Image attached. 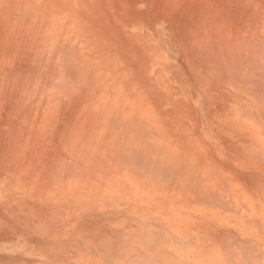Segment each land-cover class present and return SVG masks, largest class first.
<instances>
[{"label":"bare ground","instance_id":"bare-ground-1","mask_svg":"<svg viewBox=\"0 0 264 264\" xmlns=\"http://www.w3.org/2000/svg\"><path fill=\"white\" fill-rule=\"evenodd\" d=\"M160 2L0 0V194L2 193V199L15 204L13 207L8 204V207H12L11 210L4 206L6 214L4 209L0 212L1 226L4 227L6 237L9 234L7 229H11L14 234L28 239L33 246H44V250L51 246L55 248L54 244L59 245L61 242L58 237L72 236L67 243V250L63 247L52 256L53 259L63 262H72V258H80L82 255L85 259H91L92 264H264V146L260 149L257 140H246L248 146L245 148L243 144L244 149L232 144L231 151L234 150L235 165H243L247 171L246 174L239 175L241 184L246 183L250 189H262V192L258 189L255 191H259L256 196L258 199L245 203L236 200L223 203V193L216 190L219 195L213 193V196H216L220 203L212 196L211 191L215 188H210L211 195L208 192L207 195L212 196L210 199L214 198L213 202L210 199L208 201L209 195L201 194L205 197L202 198L203 201L199 200L200 197L192 198L196 192L194 194V191L192 193L189 190L182 193L181 191L185 190H181L180 192L185 194L182 196H186V193L190 195V200L183 201L182 204L177 203L179 207L169 208L165 205L167 203L161 202V198L157 203L146 202L145 210L139 209V205L133 203L136 197L162 193V186H158L161 189L155 187L156 181V184H159L164 178L165 181H161L160 185L170 184L168 187H171L174 182L183 180L189 173L184 164V168L180 166L181 176L185 174L183 179L175 176L180 180L174 181V173L170 171L173 165H181L188 161V158L183 157L182 153V156L178 157L181 161L184 158L187 160L181 163L177 156L173 157V153L167 151L168 147H164L166 150L162 149L163 155L166 153L167 156H164L170 159L167 160L163 155L161 157L167 161L173 157L176 164L174 162L172 165L173 161L169 163L164 159L161 167L159 164L157 166L155 161V168L148 169L153 161H150L147 153H154L155 156L158 149L161 152L162 150L153 143L154 145H151L158 147L157 150L153 146L148 145L151 147L149 148L143 145L144 152H136V142L140 140L145 143L142 139L149 137L145 134L147 131H144L148 123L146 125L142 114L138 121L141 122L142 119L144 125H141V122L140 126L138 121L134 120L139 116L133 115L137 109L132 113L127 111L122 114L124 107L127 109L132 105L129 98V104L126 103L123 108L120 106L121 112L117 110L119 107L116 109L120 101L116 80L119 77L124 78L122 82L128 95L136 94V87L148 91L155 89L157 84L153 85L154 81L151 80L155 76L151 75L156 65L162 67L161 70L157 68L158 72H165V50L169 45L177 49L174 42L182 39V24H189L191 37H186L193 42L192 45L197 49L201 47L205 53V50L211 49L221 57L220 70L223 72L225 69L227 72L218 75L222 81L234 87L236 92L232 99L234 98L235 107H242L240 111L235 112L236 117L246 119L254 129L261 131L258 135H264V0H162V6H159ZM160 7L162 8L158 10ZM130 11L133 12L128 14ZM167 19L172 22V27L173 24L176 25L173 30H169L170 34L167 33L168 28L165 25L168 23ZM152 29L153 31L149 32ZM142 33L143 37L140 36ZM138 39L151 40L158 47L155 53H145L138 46L142 43ZM189 53L191 55L192 52ZM197 53L200 54L198 51ZM217 55H214L216 59ZM111 58L116 61V65L113 63L108 66ZM213 58L210 57L209 61ZM219 58L217 60H220ZM212 61L217 64L219 62ZM201 66L199 73L204 75L217 71L214 66L206 63ZM114 67L117 71H122L118 72L121 76H112ZM209 75L207 79L210 80ZM197 82L209 85L201 79H197ZM107 91L108 94H105ZM138 93L141 94L140 91ZM105 95L112 98L109 101H112L111 105L105 106L106 103H102ZM142 95L145 96L143 93ZM222 95L218 96L223 97ZM223 99L226 101L227 98ZM147 104L142 106L150 110L151 107L147 108L149 103ZM123 111L125 112V108ZM218 116L217 120L220 119L223 123V119L225 124L227 119L220 114ZM227 122L228 126L231 121ZM156 124L157 127L158 119ZM232 124L231 129L236 128L235 132L238 128L235 126L238 125ZM153 125L150 129L155 133L157 129L152 128ZM186 125L184 123V126ZM142 128L145 132L143 134L147 136L145 138H142L144 135H139ZM241 131L243 132L242 129ZM160 134L158 133L159 136ZM140 141L138 143H141ZM146 143L150 144L147 141ZM140 148H137V151ZM147 150L154 152H146ZM160 151L159 154H162ZM143 153L148 157L145 156V160L142 159ZM179 154L181 153L177 155ZM139 155L142 156L137 157ZM212 157L210 155L207 158L215 162ZM137 158L141 159L137 161ZM138 162L145 163V166L142 163L141 166L138 164L140 167H136ZM166 162L169 168L163 169L167 174L164 172L161 179L160 168L166 167L167 165L163 164ZM216 162L215 164L220 166V162ZM195 164L194 167L191 165L192 170L197 166V162ZM217 165L211 164L212 167H218ZM143 166L147 169H140ZM177 166L173 171L178 173L180 171ZM182 168L187 172H183ZM191 168L189 166V169ZM153 170L158 172H152ZM227 170L230 171L229 168ZM217 171L215 170V173ZM140 173L143 174L142 177L147 176L144 178L146 181L148 177L153 178L151 173L159 179L155 177L154 181L151 180L154 182L153 187L151 184L147 187L146 181V187L141 182L142 185L139 186L138 183L134 186V176H141ZM146 173H149V176ZM221 173L218 171L219 177ZM190 174L187 175L188 178ZM192 175L189 180L193 183ZM166 177L174 182L168 183L170 181H167ZM189 180L186 182H190ZM174 184L177 187H171L173 190L177 192L178 187L181 189V185ZM191 184L187 183L183 187L189 188ZM137 188L139 194H134ZM179 189L177 193H180ZM220 193L222 198H219ZM229 196L228 194V198L232 199ZM239 196L241 199L242 196ZM206 198L208 202H205ZM242 204H245L246 208H243ZM144 212L153 213V218H147ZM10 215L15 216V219H11ZM137 221H140L139 224ZM76 233H79V236ZM39 234H43V237L39 238ZM74 235L77 237L74 238ZM74 251L76 253L72 256ZM93 252H96L98 257L92 256ZM76 263L79 264L78 261Z\"/></svg>","mask_w":264,"mask_h":264},{"label":"rangeland","instance_id":"rangeland-1","mask_svg":"<svg viewBox=\"0 0 264 264\" xmlns=\"http://www.w3.org/2000/svg\"><path fill=\"white\" fill-rule=\"evenodd\" d=\"M160 1L162 2V0H160ZM161 2H160L159 6H162ZM139 7H142V6H139ZM161 8L162 7L158 8V10L161 9ZM142 10H143V8H142ZM133 11H130L128 14H131ZM133 19H135V18H133ZM185 19L187 20V17H185ZM167 22L168 23H165V25L168 28V30H167L168 32L167 33L170 34L171 31H169V30L170 29L173 30V28L176 25L173 24V27H172V25H171L172 22L169 21L168 19H167ZM182 25H184L183 28H182L184 30V32L181 33L182 34V39H179L177 41L175 40L180 48L179 49H175V48H173V46L169 45L167 47V49L165 50L164 58L166 59V63H165L166 65L165 66L167 67L166 70H165V79H169L170 83H171V86H169V88H167L168 92H167V89L156 88V87H155V89H150V91L147 90V93L152 98V100H150V104H149V106L151 107L150 109H151V111L153 110L155 112L156 116L158 117V122L159 121L163 122V124H161L160 127L159 126H157V127L154 126V127L163 128L166 131V134L168 135L167 136L164 133H161L162 135H160V136L157 135L159 137H157V136H155V137H157V139H159V140L165 139L166 142L168 143L167 146H169V143H171L173 141H176V142L179 141L180 142L179 146H180L181 151H184L187 148H190L192 150V153L194 152V153L200 155V157H202V154H204L207 151V147L212 149V150L213 149L216 150L218 148L227 149L228 148L227 145H226L227 142H226V140H222V138L226 139L228 137V134L225 133L222 136H219L222 133H220V129H219L220 125L218 126L219 122H217V119H216V117H219L218 116L219 114H220V116L223 114L221 117H223L224 119L229 117L231 121H235L233 124L240 123L239 121H241V123H240L241 125L237 124L238 126H235V127H238L235 132H234V130L236 128L233 127L234 128V130H233V129H231V125L229 126L230 130L233 131L234 142H236V143H234V145L236 144L235 145L236 147L238 146L240 149L241 148L244 149L243 146L245 145V148H247V146H248L247 141L248 140L251 141V140L254 139L255 141L257 140V143H258L257 146L261 149V147L264 146V144H263L264 143V135H262V136L258 135L259 134L258 132H261V131L258 130V129L257 130L254 129V127L250 124V122L246 121V119H243L241 116L236 117L235 112L236 111H240V109L242 107H239V108L235 107L236 104L234 102V98L232 99V95H234V93L236 92L234 87H232V85L230 83H225L224 81H222L221 78H220L221 76L218 75V74H221V73H223L225 71V69H223V72H221L222 70H220V67H219V64L222 62L221 57L218 56L217 54H215V52H213L211 49L205 50L206 53L208 52L210 54V52H211V54H210L211 56H210L208 53L206 54L204 52V50H202L201 47L199 49H201L202 51L197 49L194 46V44L192 45L193 42L190 39L187 38V37H191L190 33H189V24L186 23V25L185 24H182ZM151 26H153V25H151ZM154 26H155V24H154ZM139 30H142V29H139ZM143 30L145 31V29H143ZM152 31H153V29L150 30L149 32H152ZM136 32H138V30ZM143 34L144 33H142V35H140V36L143 37ZM138 41L142 42L138 46H140L141 49L147 54L155 53V51L158 48L156 45L153 44V42L151 40L138 39ZM192 46L194 47L193 49H192ZM155 47H156V49H155ZM189 47H191L192 50ZM198 47H199V45H198ZM185 51H186V53H185ZM188 51L192 52L191 55H190V53ZM197 51L200 52V54L197 53ZM132 53H133V51H132ZM213 54L217 55L218 58L220 57L219 59L221 61L217 60L218 58L216 59V56H214ZM202 55L205 56L204 59L202 58L203 57ZM208 55H209V57H208ZM210 57H214L213 59H211L212 63L209 61ZM201 59H202V61H201ZM212 60H215V61L217 60L219 62L217 64V63H215ZM113 61H115V60L113 58H111L110 61L108 62V66H110L113 63H114V65H116V61L115 62H113ZM197 61L198 62L200 61V62L198 63ZM204 63H206L207 65L214 66V68H215V65L217 64L216 65L217 68H215V70H217L218 72L214 71L212 74H210V75L208 74L210 80L207 79L208 75H204V74L199 73V70L202 67L201 65L204 64ZM194 65L197 66V67H195ZM114 70L115 71L112 73V76H114L113 74H118V75L121 76V74H119L118 72H122V71H117L116 67H114ZM225 72H227V70ZM189 78H191L192 80L189 79ZM122 79H124V78L119 77L116 80L117 88H118L119 94L121 96V97L119 96L118 99H120V101L122 100L121 102L119 101V104L117 105L116 109L119 107V109H117V110L120 111L121 110L120 109L121 105H122V108H123L124 105L126 106V103L129 104L131 102V100H132L131 107L127 108L128 110L126 109V107H124L125 108V112L123 111L124 110V108H123L121 110L122 114H125L127 111H130L132 113V112L136 111L135 109H137L138 112L136 111L137 113L135 112V113H133V115L139 114L138 117H140L141 114H142L143 116L147 117L148 116L147 115L148 114L147 110L138 108V106H139L138 105V101H144V100L146 101L147 98L144 95L141 96L142 92H141L139 87H136V90L134 91V92H136V94L134 93L132 95H130V94L128 95L127 92H126V87L123 85V82H122L123 80ZM197 79H201L204 83L209 84V85L208 86L202 85L201 83L197 82ZM119 87H122V88H119ZM174 87H175V89H174ZM206 87H207V89H206ZM176 89H177V91H176ZM123 90H125V91L123 92ZM137 90H139L141 92V94L138 93L139 91H137ZM173 91H175V92H173ZM125 92H126V94H125ZM221 92H224L225 94L221 93ZM105 94H108V91ZM124 94H125V98H124ZM211 95L213 97H211ZM218 95L219 96L222 95L224 98H227L226 101L223 99V97H219ZM215 96L218 97V98H221V99L218 100V98H215ZM137 97H138L139 100L137 99ZM205 97H207V99ZM128 98L131 99V100H129ZM104 99L105 100L102 103H106V104H104L105 106L111 105L110 103L112 101L111 102H109V101L112 98H107V95H105ZM230 100H231V102H229ZM223 101H225V103ZM244 108H245V110L246 109L249 110L248 107H244ZM225 110H227V111H225ZM214 111L216 113H218V114H215ZM233 112H234V115H233ZM188 114H189V116H188ZM213 114H214L215 118H214ZM134 120L138 121L137 117H136V119L134 118ZM213 120H216V122L213 121ZM139 121L137 123H139ZM195 121H197V122H195ZM176 122H178L180 124H177ZM183 122L185 123V125L186 124L187 125L184 126ZM239 125L241 126V128H239ZM136 126H137V124H136ZM167 127H168V129H167ZM187 127H190V128H187ZM197 128H198V130H197ZM184 129L185 130L187 129L186 132H185ZM241 129L243 130V132L241 131ZM252 129H254V131H255L254 134L255 135L252 134ZM172 131H174V132H172ZM241 132H242V134H241ZM194 133H196V134H194ZM244 133H246V134H244ZM247 133H249L250 135L247 134ZM145 134L148 135V132L145 133ZM172 134H173V136H172ZM217 134H219V135H217ZM137 135H138V133H137ZM246 135H248V136H246ZM198 137H199V140H198ZM237 137H239L240 140ZM200 138H201V141H200ZM243 138H245V139H243ZM257 138H259V139H257ZM244 140H245V142H243ZM203 141H204V143H203ZM223 142H225V143H223ZM206 154L209 155L210 153L207 152ZM147 174L149 176V173H146V175ZM140 175H141V173H140ZM150 175L153 178L150 179L148 177L147 181L144 179L147 176L144 175L145 177H142L143 174L141 176L138 175L137 177L134 176L135 177V181H136L134 186H137L138 183H139V186L142 185V184H145L144 183L145 181L146 182L149 181L151 183V185H153L152 181L155 180L154 178L156 176H153L152 173ZM155 175H156V173H155ZM139 177H140L141 180L139 179ZM136 178H138V179H136ZM156 179H157V177H156ZM140 182L142 184H140ZM156 183H157V181H156ZM156 183H155V185L158 186V185H160L161 181H160V183L158 182L159 184H156ZM253 189H254V191H253ZM257 189L260 192H262V189H259V188L247 189L248 191L246 189H237L236 188L234 190L235 194H236V195H234V197H235L234 200L240 201V203H245V201L249 202V201H252V200H256V199H258V197H256V196L259 194V191H257V193L255 192ZM189 190L192 193L194 191V194H195V192L198 193V189H196L197 191L188 189L187 192H189ZM162 191H163V189H162ZM236 191H238L239 193L236 192ZM247 192H248V194H247ZM176 193H177L176 191L169 189V190H166L165 192L163 191L162 193H160V194H158L156 196H149L148 200H150L151 202L157 203V202H160L159 198H161V199L163 198V200H164L163 202H166L167 204H165V205H167L169 208H172L173 206L179 207L177 204H175L176 201H181V199H186V197L184 198V196H182V195H185V194H180V193L176 194ZM134 194H139V189L138 188H137V190L135 191ZM239 194L242 196L241 199L239 198L240 197ZM198 195L196 194L195 196L198 197ZM1 196H2V193L0 194V212L3 211L4 206H5V208H7V209L10 208V210H11L12 207L15 205L14 202H11V201H9V200H7L5 198L2 199ZM140 199H141V202H142L143 198H140ZM8 204L12 205V207L11 206L8 207ZM242 207L246 208L245 204L244 205L242 204ZM4 211H5L4 213L6 214V210L5 209H4ZM10 217H11V219H15V216H13V215H10ZM0 220H1V217H0ZM139 222L140 221H137L138 224H139ZM5 228H7L6 225H5ZM10 231H11V229H9V230L7 229V233L9 232V234H7V237H6L5 236L6 232L4 231V227L2 228L1 222H0V264H64V263L65 264H78V263H76V261H78L79 264H92V260L91 259H85V258H83L82 255L80 256V258H82L83 260H81L80 258L74 257L71 260L72 262H69V261H66V260H65V262H63V261H60V260L55 259V258L53 259L52 256H54L55 253L57 254L58 252H60L59 250H61V248L64 247L63 249L67 250V247H68L67 243L70 241L72 236L71 237H67V236L63 235L62 237H58L59 240H60L59 242H61V243H59V245H55L54 244L53 246L55 248H53L51 246L50 247L51 249L49 247H47L48 250L47 249L44 250L43 249V248H45L44 246H41V247L33 246L31 243H29L28 239L26 240L25 238L18 236V234H14L13 231H11V232ZM2 234H4V235H2ZM76 234L78 235L79 233H76ZM42 237H43V234H41V235L39 234V238H42ZM73 237L76 238L77 236L74 235ZM262 238L264 239V235H262ZM4 246H5V248H4ZM58 246H59V248H58ZM10 249H12V250H10ZM15 249H17V250H15ZM19 249H21V250H19ZM74 253H76V252L74 251L72 253V256L75 255ZM95 254H94V252L91 253L92 256L98 257L96 252H95ZM99 264H102V263L100 262Z\"/></svg>","mask_w":264,"mask_h":264},{"label":"crops","instance_id":"crops-1","mask_svg":"<svg viewBox=\"0 0 264 264\" xmlns=\"http://www.w3.org/2000/svg\"><path fill=\"white\" fill-rule=\"evenodd\" d=\"M174 45H175V47H176L177 49L180 48L179 45L176 44V42H174ZM180 50H181V49H180ZM157 68L160 69V70L162 69V67H161L160 65H156V66H155V70H154L155 72L153 71V74L151 75V77H152V76H155V77H152V79H151L152 81H154V82H152V84H153V85L157 84V85H155L156 88H163V89H167V87L169 88V85L171 86V84H170V80H169V79H165V78H164V77H165V72H163V71H161L162 73H161V72H158V69H157ZM156 69H157V70H156ZM155 73H156V75H155ZM158 73H159V74H158ZM161 75H162L163 77H162ZM151 77H150V78H151ZM159 78H160L161 80H160ZM144 80H145V78L142 79V81H144ZM164 80H166V81H164ZM159 81H160L161 83H160ZM167 81H168V83H167ZM156 82H157V83H156ZM165 82H166V83H165ZM158 84H159V85H158ZM167 84H168V85H167ZM137 85L139 86V84H137ZM160 85H161V86L163 85V87H161ZM139 88H140L141 92H142L143 94H145V97H146V95L148 94V93H147V90H146L145 88H141V87H139ZM145 90H146V91H145ZM147 96H148V99H147L146 101L144 100L145 102H144V101H138V105H139L138 108H139V109H145L146 107L143 108V106L148 105L147 103L150 104V100H152V98L149 96V94H148ZM146 98H147V97H146ZM149 98H150V99H149ZM148 101H149V102H148ZM154 101H155V100H154ZM143 103H144V104H143ZM142 105H143V106H142ZM148 107L150 108V106H147V108H148ZM146 110H147V113H148V114H150V115L152 114V115H151V116L148 115L147 117H145V116H143V117L141 116V117L143 118V120L146 121V122H145L146 125H147V123H148V126H147V127H148V130H147V127H144V128H146V130H145L144 128L141 129L142 131L139 129L140 132H142V133L139 132V133H140L139 135H141V134L144 135V134H143L144 131H147V132L150 131V132H148V135H147V136H149V137H150V134H152V133H153V134H152L151 138L147 137V138H146L147 140H146V139H142V140L145 141V143H146V141H147V142H149L150 144H147V143L145 144L144 142H141L140 140H139V141H140L141 143H143L142 145H141V143H138L139 141L136 142V143L138 144V146H139V144L142 146V147H141V146H139V147L137 146V148H140V147H141V148L139 149V151H137L138 149L136 148V152H137V153L139 152V154H140L141 151L144 152L143 150H145V148H143V145H145V146L151 148L150 146H153V145L155 144V146L158 145V147H160L161 150H162V149H165L164 147H168L167 151L170 150V152L173 153V157H174V156H177L176 158H177L178 160H180L181 163H182L183 160H184V162L187 160V159L185 160V158H184V159L182 158L183 160L181 161V159L178 157V156L181 157V156H182V153H183V157H187V158H188V161H189L190 163H192V164H189V162L186 161V162H188V165L190 166V168H191L193 165H196L195 163L197 162V166H196V167H197V171H195V170H196V167H195V169L193 168V170H192V168L189 169V166L187 167V163H186V162H185V163H182L181 165H180L179 162H177V163H179V165H178V164H176L175 161H173V157H172V160H170L171 162L173 161V162H172V165H173L174 162H175V164H176V165H173L172 167L174 168L175 166L178 165V166H177V167H179V168H178V171H180V172H178V173H177V171L174 172V171H173V168H172L171 165H170V168H172V171H170V169H169V171H170L171 173H174V174L177 173V174H175V175H174V174L172 175V179H174V181H176V180H177V181L180 180V178H182V176L184 177L185 174L182 175V176H181V174H180V173H182L181 170H180V168H181L180 166H182L183 164L185 165L184 167L187 168L188 172L191 173V174H190V178H191V175H192V174H194V173L197 174V173L199 172L197 175L195 174V176L192 175V176H193V179H191V180H193V183H192V181L189 180L190 178H188V176H187L189 173L186 174L187 177L185 176L184 179L187 178L186 180H189L190 182H188V181L186 182V180L184 181L183 178H182L183 180H181V181L174 182V181H172V180H169V179H171V178H169V177L167 178V177H166V178H167V181H170V182H168V183H173V182H174V183H177L176 185H179V186L181 185L182 187H183V185H185V184L187 185V183H188V185L192 183V184L189 186V188L186 186V189H185L184 187H183V188H184V189H183L181 186H180L181 189H179V187H178V188H177V192H178V189H179V192H180L181 190H185V191H181L182 193L186 192L188 189H191V190H196V189H198V191L200 190V192H201V188H203V189H205V190L202 189V192H201V193L198 192V193H200V195H199L198 197H197V196H192V198H194V199H195V197H196L197 199L200 197L199 200L203 198L202 196H203L204 194H206V196H208L209 194L211 195V192H212V196H213V193L215 194V193L221 192V193H223V198L225 199V201L223 200V203H224V202H226V201L231 202V200H233L232 202L235 201V200H234V198H235V197H234V194H235V191H234V190H235L236 188H237V189H245V188H246V189H248V188L250 189V187H248V186L246 185V183L243 182V184H241L242 181H240V176H242L243 174H246L247 171L245 170V168H244L243 165H237V166H236L235 163H234L235 161L233 160V157H234L233 152H234V150L231 151V149H233V145H234V134H233V131H231V130L229 129V126L231 125V123H234V122H232V121L230 120V118H228V117L225 118V120L227 119L226 122H225V124H224V120H223V119H222V122H223V123H221V122L219 121L220 119L217 120V121H219V122L221 123V124L219 123V125H220V126H219V129H220V132H222L221 135H219V134H217V135L222 136L223 134L227 133V134H228V137H227L226 139H223V138H222V139H223V140H226V141H229V140H230L232 143L229 141L228 143H230V145L227 143V147H228V148L226 147L227 149H221V148H218V149H216L217 151H216L215 149H213V150H215V151H213V150L211 151V149L207 147V151L210 153L208 156H209V157H210V155H211V157L213 156L214 159H215V162H216L217 159H218V162H216V163H219V162H220V163H219L220 166H218L217 164H215L214 161H213V162L210 161V160H211L210 158H207V157H208L207 154H206L207 152H205L204 154H202V157H200V155H198V154H196V153H194V152L192 153V151H191L190 148H187L186 151H185V150H184V151H181L180 146H179V143H180L179 141H177V142H176V141H173V142L169 143V146H167L168 143L166 142L165 139H163V140H159V139H157V137H155V135H158V133H159V134H160V133H164L165 130H164L163 128H156V129L158 130V133H156L157 130H156L155 133H154V131H152V130L150 129V128H151V125L154 124L152 128H154V126L157 125L156 122H157L158 117L155 116V115H156L155 112L150 111L151 109H150V110L146 109ZM153 115H154V116H153ZM141 117H138V120H139V118H141ZM170 117H171V116H170ZM171 118H172V117H171ZM216 119H218V118H216ZM141 120H142V119H141ZM143 120H142V121H143ZM142 121H141V122H142ZM155 121H156V122H155ZM227 121H229V122L231 121V123H229L228 126L226 125V124L228 123ZM141 122H139L138 124L140 125ZM159 122H160V121H159ZM159 122H158V126H160L161 124H163V122H160V123H159ZM142 123H143V122H142ZM176 123H177V124H180V123H178V122H176ZM222 124H223V125H222ZM139 125H138V126H139ZM141 125H144V123L141 124ZM141 125H140V126H141ZM149 125H150V127H149ZM221 125H222V126H221ZM138 128H139V127H138ZM143 129H144V131H143ZM167 129H168V127H167ZM139 130H138V131H139ZM154 130H155V129H154ZM151 132H152V133H151ZM172 132H174V131H172ZM144 133H145V132H144ZM149 133H150V134H149ZM154 134H155V135H154ZM164 134H166V133H164ZM160 135H162V134H160ZM166 135H167V134H166ZM231 135H232V137H230ZM172 136H173V134H172ZM140 137H141V136H140ZM140 137H139V138H140ZM145 137H146V136L144 135V137H142V138H145ZM153 137H155V138H153ZM139 138H138V139H139ZM140 139H141V138H140ZM152 139H153V140H152ZM154 139H156V140H158V141H156V140H154ZM231 139H232V140H231ZM153 143H154V144H153ZM173 143H174L175 145H174ZM177 143H178V144H177ZM203 143H204V141H203ZM151 144H153V145H151ZM232 144H233V145H232ZM148 145H150V146H148ZM159 145H162L163 148H162V146H159ZM231 145H232V147H231ZM147 147H146V149H147ZM158 147H154V146H153V148H155V150H157L156 148H158ZM142 148H143V149H142ZM149 148H148V149H149ZM176 149H177V150H176ZM151 150H152V149H151ZM151 150H149V151H151ZM158 150L160 151V149H158ZM165 150H166V149H165ZM219 150H220V153H219ZM221 150H222V151H221ZM149 151L147 150L146 152H149ZM159 151H158V152L155 151L156 154H157V156H158V154H159ZM167 151H166V152H167ZM173 151H174V152H173ZM142 152H141V154H142ZM146 152H145V154H146ZM151 152H154V151H151ZM160 152H161V151H160ZM163 152H164V150H162V152H161L162 154H159L158 157L156 156V154H155V156H156V157H155V156H154V153L151 154V153L149 152L152 156L149 155V153H147V154H148L147 156H148V157L150 156L149 159L151 158L150 161H153V163L151 162V163H152L151 167H148V169H149V168H155V166H153V164L156 163V162H157V166H158V164H159V167H161L162 162H164L163 160L165 159L164 157L167 156L166 153L164 154V155H166V156H164V155H163ZM170 152H169V153H170ZM137 153H136V154H137ZM172 153H170V155H172ZM178 153H181V154L177 155ZM184 153H185V154H184ZM212 153H213V154H212ZM217 153H218V154H217ZM174 154H176V155H174ZM187 154H189V155H187ZM222 154H223V155H222ZM162 155H163L164 157H161ZM170 155H168V156L171 157ZM141 156H142V155H141ZM141 156L139 155V156H137V157H141ZM145 156H146V155H144V153H143L142 159L145 160ZM147 156H146V157H147ZM188 156H189V157H188ZM192 156H193L194 158H193ZM203 156H204V157H203ZM217 156H218V157H217ZM226 156H227V157H226ZM230 156H231V157H230ZM148 157H147V158H148ZM154 157L156 158V160H155ZM196 157H197V159H196ZM213 157H212V160H214ZM135 158H136V157H135ZM157 158H160V159H159L160 161H159ZM176 158H175V159H176ZM191 158H192L195 162H194ZM202 158H203V159H202ZM137 159H138V158H137ZM137 159H136V160H137ZM139 159H141V158H139ZM139 159H138L137 161H139ZM166 159L169 160L170 158L168 159V157H166ZM166 159H165V160H166ZM177 159H176V161H177ZM209 159H210V160H209ZM227 159H228V160H227ZM144 160H140V162H141V161H144ZM157 160H158V161H157ZM167 160H166V161H167ZM197 160H199V161H197ZM231 160H233V161H231ZM147 161H148V159H147ZM147 161H144V162L147 163ZM150 161H149V162H150ZM155 161H156V162H155ZM170 161H167V162L170 163ZM228 161H229V163H228ZM140 162L137 163V167H140V166H141L140 164L143 163V162H142V163H140ZM149 162H148V165L150 166ZM167 162H166V164H165V163H163V164H164V165H167V164H168ZM145 163H143L144 166H145ZM232 163H233L234 165H233ZM138 164H139L140 166H138ZM211 164H212V165H217L218 167H216V166H213V167H212ZM225 164H226L227 166H226ZM191 165H192V166H191ZM199 165H200V166H199ZM207 165H208V166H207ZM221 165H222V167H221ZM144 166H143L142 168H140V169H142V170H144V168L147 169V168H146L147 165H146V167H144ZM210 166H211V167H210ZM231 166H232V167H231ZM234 166H235V167H234ZM167 167L169 168V166L167 165L166 167L164 166V167L160 168L161 170L159 169V170H160V175L162 176V177L160 176L161 179L163 178V174H164V172H165V173L167 172V171H164L163 169L165 168V170H166ZM182 167H183V166H182ZM184 167H183V168H184ZM193 167H194V166H193ZM226 167H228V168L230 169V171L227 170L228 168L226 169ZM237 167H238V168H237ZM242 167H243V168H242ZM157 168H158V167H157ZM183 168H182V171H183V172H185V171L187 172V170H186V169H183ZM211 168H213V170H211ZM233 168H235V169L233 170ZM138 169H139V168H138ZM175 169H176V167H175ZM222 169H223V170H222ZM224 169H225V170H224ZM231 169H232L233 171H232ZM242 169H243V170H242ZM157 170H158V169H157ZM157 170H153L152 172L157 171ZM167 170H168V169H167ZM184 170H185V171H184ZM190 170H191V171H190ZM202 170H203V171H202ZM215 170H216V171L218 170V171H219V174L222 172L220 177H219V175H218V171L216 172V173H217V174H216V173H215ZM236 170H237V172H236ZM146 171H147V170H146ZM146 171H145V172H146ZM193 171H194V173H193ZM141 172H143V171H141ZM147 172H148V171H147ZM149 172H151V171H149ZM157 172H158V171H157ZM157 172H155V173H157ZM162 172H163V173H162ZM186 172H185V173H186ZM232 172H234L236 175H235L234 173H232ZM239 172H241V173H239ZM242 172H243V173H242ZM200 173H201V174H200ZM224 173H225V174H224ZM166 174H167V173H166ZM166 174H165L164 176H166ZM199 174H200V175H199ZM207 174H208V175H207ZM223 174H224V175H223ZM237 174H238V175H237ZM241 174H242V175H241ZM158 175H159V174H158ZM170 175H171V174H170ZM178 175H179V176H178ZM198 175H199V177H198ZM202 175H203L204 177H203ZM233 175H234L235 177H234ZM239 175H240V176H239ZM167 176H168V175H167ZM173 176H174V178H173ZM175 176L180 177V178H177V177H175ZM223 176H224V177H223ZM237 176H238V177H237ZM200 177H201V179H199ZM202 177H203V180H202ZM210 177H211V178H210ZM236 177H237V178H236ZM166 178H165V179H166ZM175 178H176V179H175ZM221 178H222V179H221ZM225 178H226V179H225ZM231 178H232V179H231ZM158 179H159V177L157 178V180H158ZM198 179H199L200 181H199ZM205 179H206V180H205ZM209 179H210L211 182L209 181ZM196 180H197V182H196ZM226 180H227V181H226ZM161 181H162V180H161ZM163 181H165L164 178H163ZM163 181H162V182H163ZM171 181H172V182H171ZM183 181H184L185 183H184ZM198 181H199V182H198ZM207 181H208V182H207ZM236 181L239 182V183H237ZM182 182H183V185L181 184ZM203 182L206 183V184L204 185ZM218 182H219V185H220V186H218ZM145 183H146L145 185L148 184L147 187H149L150 184H151L149 181H148V182H145ZM153 183H154V182H153ZM174 183L171 184V187H173V188L175 187V189H176L177 186H175ZM178 183H180V184H178ZM197 183H198V184H197ZM216 183H217V184H216ZM223 183L226 185V188H228V190H227L226 188H224L225 185H224ZM163 184H167V183H163ZM193 184H194V187H195V188H196V186H197L198 188L195 189V188L193 187ZM195 184H196V185H195ZM201 184H202V185H201ZM209 184H210V185H209ZM230 184H231V185H230ZM244 184H245V185H244ZM145 185L143 184V186H145ZM154 185H155V183H154ZM168 185L170 186V184H168ZM168 185H167V186H164V185L161 184V185H158V186H160V187L162 186L161 188L164 190V192H165L166 190H169V189L173 190V188L168 187ZM207 185H208V186H207ZM243 185L245 186V188L243 187ZM143 186H141V187H143ZM158 186H157V187H158ZM206 186H207V187H206ZM209 186H211V187H209ZM145 187H146V186H145ZM151 187H153V185H151ZM155 187H156V185H155ZM160 187H158V188H160ZM167 187H168L169 189H168ZM191 187H192V188H191ZM208 187H209V188H208ZM219 187H221V188H219ZM231 187H232V188H231ZM164 188H165V189H164ZM187 188H188V189H187ZM206 188H207L208 190H207ZM210 188H211V189H214V188H215V189H214L213 191H211ZM216 190H219V191L217 192ZM222 190H224V192H223ZM174 191H176V190H174ZM209 191H211V192H209ZM181 192H180V194H182ZM205 192H206V193H205ZM207 192L209 193L208 195H207ZM198 193H197V194H198ZM221 193H220V197L218 196L219 198H222ZM201 194H203V195H201ZM224 194H225V195H224ZM228 194L230 195L229 197L232 198V199H229V198H228ZM192 195H193V194H192ZM210 195H209L208 201H209L210 197H212V196H210ZM215 195L217 196V194H215ZM218 195H219V193H218ZM148 196H155V195H153V194H150V195H149V194H148L147 196L142 197V198H143V201H142V202H141V199H140L141 197H136V198L134 199V202H133V203L138 204V205H139V207H138L139 209H141V210H142V209L145 210L146 208L144 207V205H146L147 203H152V204L154 203V202H151L150 200L148 201V198H149ZM188 196H189V195H188ZM204 196H205V195H204ZM216 196H213V197H216ZM184 197H186V200H185V199H184V200L181 199V201H176V204H177V203H178V204H182L183 201H189V200H190V199H189L190 196H189V198H187V193H186V196H184ZM192 198H191V199H192ZM187 199H188V200H187ZM197 199H196V200H197ZM203 199H205V197H204ZM203 199H202V200H203ZM213 199H214V198H213ZM213 199L211 198L210 201L212 200L211 202H213V201H214ZM217 199H218V198L216 197V201H217V202H220L219 199H218V200H217ZM161 200H162L161 202L164 201L163 198H162ZM203 201H204V200H203ZM206 201H207V198H206L205 202H206ZM208 201H207V202H208ZM216 201H215V202H216ZM221 201H222V200H221ZM146 202H147V203H146ZM190 202H192V201H190ZM198 202H199V201H198ZM163 203H166V202H163ZM192 203H193V202H192ZM202 203L205 204L204 202H202ZM220 203H221V202H220ZM226 203H227V202H226ZM141 205H143V206H141ZM152 212H153V211H152ZM143 214H144V216H146L147 218H150V217L153 218V216H154L153 213L150 214V212H148V213H147V212H144ZM145 214H146V215H145ZM149 214H150V215H149Z\"/></svg>","mask_w":264,"mask_h":264}]
</instances>
